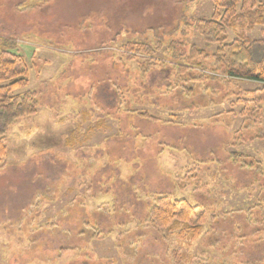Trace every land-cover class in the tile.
<instances>
[{
	"label": "rangeland",
	"instance_id": "374dc122",
	"mask_svg": "<svg viewBox=\"0 0 264 264\" xmlns=\"http://www.w3.org/2000/svg\"><path fill=\"white\" fill-rule=\"evenodd\" d=\"M211 12L212 0H0V49L24 56L38 99L5 135L0 264H264V87L227 79L186 25ZM172 40L205 50L209 69L181 74ZM142 41L149 56L125 46ZM160 194L203 212L197 238L151 224Z\"/></svg>",
	"mask_w": 264,
	"mask_h": 264
},
{
	"label": "trees",
	"instance_id": "16d2710c",
	"mask_svg": "<svg viewBox=\"0 0 264 264\" xmlns=\"http://www.w3.org/2000/svg\"><path fill=\"white\" fill-rule=\"evenodd\" d=\"M189 20L191 23H187V26H192L206 43L216 45L212 55L215 63L222 66L221 74L227 79L257 81L264 87V2L212 0V12L209 16ZM177 27L178 25L173 29ZM256 27L259 28L261 37L251 38L249 34ZM161 43L158 41L156 45L160 46ZM126 45L134 53L149 56L154 52L152 46L144 41L127 42ZM166 48L172 58L183 59L184 65H179L181 74H192L193 68L206 71L209 69L204 66L208 54L194 44L187 47L184 41L172 40ZM150 59L153 65L164 62L161 58ZM205 76L207 75L204 74L203 78ZM27 86V64L24 56L0 49V166L7 156L5 135L9 128L18 118L35 113L38 107L37 93L26 89ZM249 94L254 102V91ZM238 101L243 103L241 113L252 116L248 105L250 99L239 96ZM261 112L259 109V116ZM142 115L148 116L147 113ZM197 209V206L191 205L185 199H174L170 195L160 194L151 206L150 222L157 229L165 228L169 236L172 235L182 242H190L201 234L203 226V212H197ZM174 256L179 264L181 257L177 254Z\"/></svg>",
	"mask_w": 264,
	"mask_h": 264
}]
</instances>
